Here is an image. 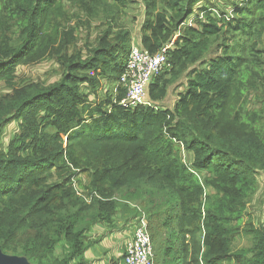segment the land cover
<instances>
[{"label":"trees","instance_id":"trees-1","mask_svg":"<svg viewBox=\"0 0 264 264\" xmlns=\"http://www.w3.org/2000/svg\"><path fill=\"white\" fill-rule=\"evenodd\" d=\"M136 34L150 53L173 44L148 103L125 107ZM43 60L58 64L55 81L17 85L20 65ZM0 82L1 252L90 264L93 228L122 229L140 200L154 264H264V208L241 228L264 172V106L245 107L252 91L264 103V0H0ZM241 232L251 244L233 249Z\"/></svg>","mask_w":264,"mask_h":264},{"label":"rangeland","instance_id":"rangeland-1","mask_svg":"<svg viewBox=\"0 0 264 264\" xmlns=\"http://www.w3.org/2000/svg\"><path fill=\"white\" fill-rule=\"evenodd\" d=\"M212 2L219 3L223 0H211ZM138 5V4H137ZM141 12L139 7L133 11H131L130 15L127 17V21L130 20L132 15L140 16ZM97 23H94L96 25ZM136 23L132 26V31L134 32V28H136ZM92 36L95 34V29L92 31ZM136 32V31H135ZM134 32V33H135ZM132 33V34H134ZM78 45H80L78 43ZM193 67V66H191ZM190 67V68H191ZM59 67L58 64H56L53 60H43L41 62L35 63V64H29V65H20L16 72V79L15 82H17V85L27 82H35V81H42L44 83H50L55 81L59 77ZM112 86L108 85L105 80L101 81V86L98 89V95L100 97L104 96L105 90L110 89ZM187 88V77L182 76L179 80H177L175 83L171 85L168 91V95L166 97L165 105L168 107L173 106L175 100L177 99L178 93L184 91ZM5 91H9V88L4 85L3 82H0V94H3ZM260 91V90H258ZM261 95L260 92H251L248 95V99L246 100L245 107L249 109L251 112L252 110H255L257 108L263 107L264 103L263 101H259V96ZM261 98V97H260ZM94 97L90 96V102H94ZM262 100V98H261ZM17 125L14 122H10L7 124L3 129V137L2 142H7L9 138L12 137L13 133L16 132ZM182 147L180 146V149ZM181 155L183 160H185L186 163L189 164L191 160H193L194 156L192 153H190L187 150L181 149ZM83 176V175H82ZM258 179V187L255 192V194L251 197L249 202L246 206V213L243 217L242 226L247 225V223L250 221L253 226L256 228L262 223V215H263V208H264V172L259 171L257 175ZM85 182V181H84ZM207 193H211L209 188H206ZM133 206L136 205L140 208V212L144 214L147 222L150 220L148 219V215L146 211L144 210L143 204L140 203V200H136L135 202L131 203ZM142 210V211H141ZM120 218H118L119 221ZM135 219V218H134ZM134 219L131 217L127 219L126 221H123V226L125 228H133L134 225ZM159 217H155L153 220L158 221ZM99 226H102V231L94 230L91 231L90 234V240L92 242V245L90 246V257L88 260L91 261L90 264H123L121 260V256L123 255L124 249H125V242L127 238L130 235V232L127 230L124 232V236L122 239L115 237L114 241V250L108 249L104 245H106L105 241L110 239V234L108 232L107 226L105 224H99ZM125 228L121 230H115L112 231L116 234V236H119L122 233V230H125ZM99 229V228H98ZM112 229V228H111ZM107 238V239H106ZM114 238V237H113ZM153 243V241H152ZM104 244V245H103ZM251 244V239L249 235L245 234L244 232H241L239 235L236 236L232 243L233 249H238L242 247H248ZM154 246V243H153ZM154 248V247H153ZM12 256V255H11ZM93 256V257H91ZM17 257V256H16ZM22 258V257H19ZM25 259V258H24ZM155 259V258H154ZM27 261V260H26ZM28 262V261H27Z\"/></svg>","mask_w":264,"mask_h":264},{"label":"built area","instance_id":"built-area-1","mask_svg":"<svg viewBox=\"0 0 264 264\" xmlns=\"http://www.w3.org/2000/svg\"><path fill=\"white\" fill-rule=\"evenodd\" d=\"M172 44L173 40L156 53H150L136 44L132 45L125 70L120 76V83L125 89V96L120 99L122 106L135 107L148 103L147 85L164 70L166 53ZM124 262L154 264V248L144 214L135 219L132 233L125 242Z\"/></svg>","mask_w":264,"mask_h":264},{"label":"crops","instance_id":"crops-1","mask_svg":"<svg viewBox=\"0 0 264 264\" xmlns=\"http://www.w3.org/2000/svg\"><path fill=\"white\" fill-rule=\"evenodd\" d=\"M134 33V32H133ZM134 43L136 44V45H138L139 46V35L138 34H136V38H134ZM119 223V225H121V221L120 222H118ZM99 228V229H98ZM123 228H125V227H122V229ZM102 229H103V227L102 226H97V227H95V228H93V230L92 231H96V230H98V231H102ZM118 230H121V229H118ZM128 231V232H130V235H131V233H132V230H133V228H125V230H122V233L119 235V236H116V234L114 233L113 234V232H111V233H107V234H110V239H108L107 241H105V243H106V245H104L106 248H108V249H113L114 250V243H115V241H114V239H115V237H117V238H120V239H122L123 238V236H124V232L125 231ZM130 235H129V237H130ZM114 237V238H113ZM128 237V238H129ZM127 238V239H128ZM107 239V238H106ZM85 255H86V257L87 258H89L90 257V248L86 251V253H85ZM91 257H93V256H91Z\"/></svg>","mask_w":264,"mask_h":264},{"label":"water","instance_id":"water-1","mask_svg":"<svg viewBox=\"0 0 264 264\" xmlns=\"http://www.w3.org/2000/svg\"><path fill=\"white\" fill-rule=\"evenodd\" d=\"M0 264H30L24 258L4 254L0 251Z\"/></svg>","mask_w":264,"mask_h":264}]
</instances>
